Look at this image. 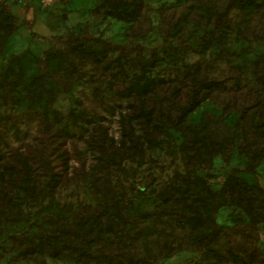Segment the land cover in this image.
<instances>
[{"label": "rangeland", "instance_id": "obj_1", "mask_svg": "<svg viewBox=\"0 0 264 264\" xmlns=\"http://www.w3.org/2000/svg\"><path fill=\"white\" fill-rule=\"evenodd\" d=\"M224 1L0 0L30 22L11 33L0 27V264H225L192 249L207 225L205 171L182 130L167 124V114L189 98L190 81L225 73L240 79L201 88L182 124L204 125L211 189L234 167L251 184L250 198L232 187L216 217L244 223L255 264H264V147L236 145L226 160L218 151L225 135L248 140L251 126L264 136V36L239 31L248 25L263 33L264 0H248L227 17L204 50L179 46L196 45ZM112 2L120 13L106 11ZM84 31L139 43L144 56L164 36L171 48L160 46L154 64L142 68L134 51L110 47L105 56L84 58L59 47L47 69L71 84L42 75L40 55L56 47L53 35ZM79 205L83 232L75 223ZM122 205L138 219L120 227ZM60 218L66 242L35 234ZM159 247L165 255L153 259Z\"/></svg>", "mask_w": 264, "mask_h": 264}, {"label": "trees", "instance_id": "obj_2", "mask_svg": "<svg viewBox=\"0 0 264 264\" xmlns=\"http://www.w3.org/2000/svg\"><path fill=\"white\" fill-rule=\"evenodd\" d=\"M248 0H225L221 7L214 12L211 19L210 26L205 28L196 45L191 43L183 42L179 46L184 47L185 50H204L212 37L216 36L218 32L223 30L224 24L227 21V17L232 16L235 13H241ZM109 13L118 14L120 13V8L116 2H112L109 8L106 10ZM0 27L4 28L7 33H11L19 27H30V22L26 17L19 18L16 13H14L10 6L5 3H0ZM264 28V27H263ZM239 31L245 37L253 36L252 34H257V36H264L263 33H254V28L248 25H242L239 27ZM35 34L34 31H31ZM55 39L56 47L53 49L46 48L40 55V72L42 75L55 80L58 84L68 87L71 83L69 80L65 79L62 72L54 68L47 69L48 66V56L56 53L59 50H64L66 52L76 51L82 57L87 58L89 56L99 58L105 56L107 50L110 47H115L118 54L124 55L131 51H134L135 58L142 68L146 66L153 65L156 56L157 49L160 48L164 52L171 48L167 44L166 36H164L161 45L154 47H148L145 52L147 56H144V47L139 43H134L131 45H125L122 43H115L102 39L98 35H93L88 31H84L81 34H59L53 35ZM80 78V73L76 75V78ZM240 79L239 74L225 73L218 77L211 78H197L195 81H190L191 94L184 105L178 106L172 113L167 114V124L175 129L182 130L183 132V143L188 147L199 168L205 171V175L201 177L203 182L209 192V197L206 199V208L203 216L206 218V228L201 231L194 239L192 244V249L194 251H199L207 256H216L218 260H224L225 264H255L256 259V248L255 244L251 240V232L246 228L244 223H230V222H220L217 217V211L220 205L225 202L229 196L232 187H238L239 192L242 196L251 197V184L239 174V168L234 167L229 173L226 174L222 180L220 186L217 189H211L206 181V175L210 170L209 158L204 155L203 150L200 145L202 137V129L204 125L202 122H196L193 124H188L184 126L182 124L187 113L192 110L200 100L199 94L201 88H216L226 85L228 82L234 83L235 80ZM86 80V79H84ZM92 80V79H91ZM208 118L211 120V115L208 113ZM202 121V118L199 120ZM186 127L187 131L184 130ZM224 128L220 126L219 130ZM210 130L206 131V134H210ZM224 131V130H223ZM219 136V135H218ZM219 145V156L224 160L228 159L229 153L237 145L239 147H247L248 149H254L256 147H264V136L262 131L256 129L254 126L249 128V139L248 140H237L234 141L229 135H225V139L220 138L218 140ZM170 184L165 186L168 189ZM121 219L118 222V226L123 227L125 222H131L138 219V216H129L124 205L120 207ZM85 219V210L82 205L77 208V215L75 218V223L79 231L83 232L82 223ZM64 222L63 218L58 219L53 227H41L37 234L40 237H50L52 240L57 239L60 242H66L67 238L63 235L64 232ZM28 234V233H26ZM100 250L98 253L94 254L99 256L102 254ZM164 251L162 247H159L156 255L153 259L163 257ZM100 257L95 259L98 261ZM144 260H147L144 258ZM149 260H152L151 257ZM88 264H94L92 262Z\"/></svg>", "mask_w": 264, "mask_h": 264}]
</instances>
